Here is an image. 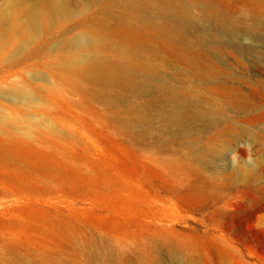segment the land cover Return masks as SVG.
I'll return each instance as SVG.
<instances>
[{
  "label": "rangeland",
  "instance_id": "374dc122",
  "mask_svg": "<svg viewBox=\"0 0 264 264\" xmlns=\"http://www.w3.org/2000/svg\"><path fill=\"white\" fill-rule=\"evenodd\" d=\"M211 1L237 24L253 22L257 9L264 20V0L257 7L242 0ZM167 8L148 12L134 0H100L85 14L109 15L119 30L132 28L158 41L157 29L180 30L183 43L186 37L195 51L227 58L253 111L219 101L217 128L202 120L177 127L154 102L163 92L162 80L179 89L174 66L161 67L150 80L134 73L131 88L113 92L104 79L94 83L100 77L88 81L47 70L46 64L58 66L66 29L70 37L78 34L70 29L72 20L55 29L49 52L20 65V75L10 76L13 59L25 51L16 56L0 49V264H46L54 259L49 257L67 256L70 235L89 246L81 264H109L108 259L112 264H264V30L235 39L233 47L221 35L206 43L218 32L216 25L197 9L190 8L186 18L184 11L176 17ZM0 9L10 16L11 0H0ZM41 32V37L26 35L29 48L41 45ZM171 41L178 44L177 36ZM240 44L253 51L241 52ZM73 51L67 55L74 59ZM127 51L116 64L119 70L125 71L126 62H147L136 50ZM115 53L105 59V74ZM228 124L241 134L213 144L204 164L185 154L187 136L206 142ZM181 131L187 135H178ZM172 251L181 255L179 261L169 257Z\"/></svg>",
  "mask_w": 264,
  "mask_h": 264
},
{
  "label": "bare ground",
  "instance_id": "6f19581e",
  "mask_svg": "<svg viewBox=\"0 0 264 264\" xmlns=\"http://www.w3.org/2000/svg\"><path fill=\"white\" fill-rule=\"evenodd\" d=\"M99 1L11 0V7L14 10L10 16L4 15L5 13L1 12L0 9V49L7 53L16 52V56L17 53L20 54L25 51L21 54V58L18 57L17 61H15L16 57L13 59L14 68L11 69L12 75L10 76H17L21 73L20 65L23 63L28 64L36 57V53L45 50L49 52L51 41L55 38V29L61 26V23L64 25V22L72 20L75 21L74 28L70 29L75 30V33L77 32L79 35L74 34L70 37L69 29L63 31L61 42L64 45L59 48L55 59L58 66L56 68L46 64L44 67L47 70L59 72L57 75L64 74V76L76 73L88 78V81L93 79L94 76L100 77L99 82L95 81L94 83H100L104 79L103 81L109 85V91L113 92L115 89L127 90L131 88L130 83L133 84L134 73L143 74L146 79L150 80L151 75L159 76L161 67L167 66L169 69L170 66H174L173 77L179 85V89L176 91L170 89L168 87L169 81L162 80L161 88H163V92L154 102L161 108L165 118L177 127L184 122L202 120L207 127L217 128L222 114L221 107L219 108L218 105L219 101L227 103L234 109L253 111L254 106L243 93L242 88L235 85V76L231 73L230 64L226 57L212 56L203 50L195 51L194 43L186 37L183 43L180 30L172 33L174 30L172 27L165 30L157 29L158 32L155 35H159L161 38V41H158L153 38V35L145 36V34L141 35L140 33L139 35L132 28L119 30L115 24H111L112 19L108 17L109 15H105L106 17L101 15L100 17L95 14L93 18L88 17V14L85 13H87L89 7L92 4L97 5ZM242 1L252 3L257 7L256 4L259 0ZM158 2L164 9L168 6L166 10L174 13L176 17L178 13L184 11L186 18H189L193 8L199 10L218 29V32L205 41L206 43L214 41L217 36L221 35L224 42L233 47L235 39H242L244 36L256 32L260 33L264 30V20L261 18L262 15L260 16L258 9L253 14L255 16L253 22L250 24H237L234 19L227 20L226 16L224 17L215 8L211 0H205L204 2L188 0L185 3L178 0H157L155 2L134 0L136 8L142 6L148 12L149 10H162L163 8L159 7ZM81 12H83V15L85 14L83 20L79 18ZM188 23L194 28L193 22ZM42 30L43 32H41ZM39 31L44 33L41 45L37 49L29 48L30 40H26V35L33 36L35 34L36 37L37 35L41 37ZM159 33H162L163 36ZM176 36L178 44L171 41V37L174 40ZM240 47L241 52L245 54H250L253 51L249 46L246 47L240 44ZM128 49L136 50L140 56L148 60L146 59L147 62L141 65L126 62V69L123 72L117 67V62L122 57L125 59L128 56L126 54ZM72 50H74V59L67 55L68 51ZM162 52L168 55L165 59L162 58ZM113 53L116 54L117 60L109 65V72L105 74L103 66L105 59ZM219 53V51H216L215 55ZM150 61H155V63L151 65ZM28 67L31 72L35 70L37 76L39 75L38 69H35L34 65ZM59 85H61V82H59ZM23 90L28 95L32 93L28 86ZM241 130H236L233 124L232 126L228 124L226 129L217 132L206 142H203L200 138L192 139V137L187 136L183 144L185 154L191 155L194 163L204 164V156L208 154L213 144H220L222 137L237 138L241 134ZM181 133H184V137L187 135L184 131L177 134L181 135ZM2 134L5 137L9 136L3 128ZM75 238L73 235L66 237V243L71 249L69 255L61 256V253L58 258L49 257L54 259H49V263L46 264H81L82 252H88L89 246L85 242L79 243ZM94 250L93 253H98L96 249ZM107 254L109 257L113 256L111 252H107ZM169 257L179 261L181 255L177 251H172ZM106 262L112 264L109 259Z\"/></svg>",
  "mask_w": 264,
  "mask_h": 264
}]
</instances>
